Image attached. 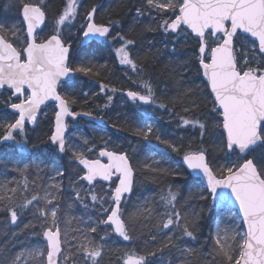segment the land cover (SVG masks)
Returning a JSON list of instances; mask_svg holds the SVG:
<instances>
[{"label": "snow or ice", "instance_id": "1", "mask_svg": "<svg viewBox=\"0 0 264 264\" xmlns=\"http://www.w3.org/2000/svg\"><path fill=\"white\" fill-rule=\"evenodd\" d=\"M146 4V8L137 9V17L147 14L151 23L157 25L155 29L149 27L148 30L159 31L173 42V52L175 43L188 39L194 41L196 70L207 82L205 86L210 89L215 127L222 130L220 150L228 159L225 164L216 167L209 163L206 149L185 150L186 146L182 143L154 136L158 145H164L182 156L183 164L195 178H199L197 186L206 181V191L214 207L234 210L240 221L234 228L222 229L219 224L216 225L211 264H264V0H146ZM77 8V0H66L63 11L55 18L52 33L43 38L37 29L46 22L44 0H9L5 5L6 10L18 13L20 23L10 26L0 24V146L27 153L26 122L35 124L41 105L55 101L58 111L55 113L54 130L48 137L50 145H54L61 154L71 148V158L82 166L77 174L78 181L93 186L86 196L76 192V199L88 208L90 196L92 204L99 206L102 216L98 224L109 226L111 232L123 241L132 242L136 239L135 227L121 213L122 203L131 196L136 179L128 153L112 150L105 144L97 158H89L86 152H93V146L83 150L79 145L66 142L65 133L69 127L66 117L76 120L84 116L104 124L102 117L97 118L91 112L72 110L71 105L76 102L74 93L70 96L58 91L61 88L64 91L75 89L76 74L89 78L96 74L91 65L72 62L71 44L62 34L65 28L72 26ZM95 12L93 7L86 14L87 23L81 25L83 37L106 40L110 37L111 25L95 23ZM111 39L122 41L116 49L121 65L138 75L146 71L130 55V46L135 44L133 39L119 34L111 36ZM141 87L143 92L130 90L126 93L127 97L134 103L167 108L164 103L157 102L150 79L143 80ZM107 88V85H100L102 92ZM108 90L116 91L115 88ZM190 92L191 89H188L185 95ZM111 99L108 96L109 102ZM183 110L188 112L193 109L185 107ZM173 114L177 128H198L203 140L207 122ZM134 134L149 141L153 129L145 124ZM84 144L87 145L88 141L84 140ZM187 147L190 148V145ZM101 158L106 159L102 161ZM63 174V171L57 170V175ZM169 174L180 175L176 172ZM98 181L108 182V191L104 195L95 192L94 186ZM16 192V188L7 185L0 187V202L3 203L0 210L8 214L13 225L25 211L35 210L37 218H44L42 235L46 248L29 253L33 259L46 257V260L39 259L38 264H60L61 260L65 264L69 260L72 264H78L80 260L84 264H101L103 247L97 245L93 238L84 236V242H77L69 248L70 242L67 236L62 239L57 224L55 205L51 209L39 206L41 197L38 195L25 197L17 203L14 199ZM54 199L51 193L43 197L47 205H52ZM160 199L165 211L157 228L167 239H162L159 245L153 244L156 250H148L146 254H138L129 247L119 256L121 264H154L150 258L162 262L166 249L178 247L177 230L182 241L185 238L197 239L199 217L193 219L182 214L177 207L179 194L170 187L167 192L161 193ZM200 199L207 200L208 196L201 194ZM89 231L96 233L97 227L89 225ZM104 232L101 240L108 237L107 229ZM151 240L156 241L157 235L153 234ZM181 252L186 257L184 264H193V259L199 255L191 247L181 249ZM0 264H22L21 255L0 258Z\"/></svg>", "mask_w": 264, "mask_h": 264}, {"label": "trees", "instance_id": "2", "mask_svg": "<svg viewBox=\"0 0 264 264\" xmlns=\"http://www.w3.org/2000/svg\"><path fill=\"white\" fill-rule=\"evenodd\" d=\"M104 1L97 12L96 23L105 26L111 25V36H117L116 28H125L131 23L132 17L137 15L135 13L137 9H144L143 6L146 4V0ZM33 2H36V0H33ZM99 2L101 1L82 0L77 8V20L74 21L72 26L63 30L62 34L64 38L71 44L72 62L76 65L82 63L79 61V58L83 53L74 50L82 34L81 25L86 14L91 8L98 5ZM8 3L9 0H0V24H10L14 20L12 24H15L16 21L19 25L20 17L18 13L5 9V5ZM65 4L66 0H44V10L48 20L42 34L43 38H46L52 33L55 18L63 11ZM103 13L107 14L112 21H105L102 17ZM149 32L144 31L143 33L145 34L139 32L135 38H132L131 33L129 35L122 29L119 32V35L135 41V44L132 45L134 48H137L139 40L145 36L148 39L153 38L152 44L150 42L147 47L149 45L156 47L158 46L157 43L163 42L161 49L156 50L155 48V50H148L144 55V58L149 61V66L146 67L148 74L143 72L141 75H138L137 73H133L129 68L130 76H134L136 81L134 84L128 81L129 76L126 73L124 81L126 79L125 83L128 86H125L123 79L120 85L117 84L116 80H113L118 71L125 69L122 68L123 65L119 63L117 56L112 61L113 63L102 65L104 60H112L116 55L113 45L102 42L92 44L85 49V54H90L94 57L89 65L94 68L96 74L91 78L76 74L75 89L69 88L67 91H64L61 88L59 91L62 95L72 96L74 93L73 98L76 102L71 105L72 110L76 112H91L96 117H102L105 120V124L100 129L106 136L102 137L101 134L90 133L88 130H85L84 139L88 141L87 145L83 144V140L77 139V136L72 134L68 136V144L73 145V142L75 144H82L84 145V150L87 147L93 146V152H86L89 158H95L96 153L104 148L105 144L112 150L118 152L123 151L129 154L134 141V137L130 131L132 114H129V111H134V109L130 108L131 105H134L128 104L123 110L119 109L117 107L119 97L123 91L127 90L134 89L135 91L143 92L144 89L141 87V84L145 79L151 80L156 96L159 95V91L156 92L157 84L153 80V77H157L162 78L167 83L168 90L171 92L170 100L166 99V96L157 99L158 103L167 105V108L158 109L166 112L170 118L168 120L155 119L153 129L158 127L165 129L168 133L173 132L171 137L175 139V142L185 145V150H196L197 148L206 149L208 154L207 158L213 167L226 163L228 157L220 150L219 137L221 129L215 127V121L213 120L214 113L211 110L208 89L201 79V74H198L196 70L197 64L193 56V52L196 51L194 41L188 39L189 48L186 50L180 43H175V51L173 52V42H170L159 31H154V35H151ZM111 36L109 40H111ZM119 42L122 43V41ZM99 55L101 57H98ZM137 63L141 66L140 60ZM110 67L111 70L109 69ZM181 67L184 70L180 72ZM101 84L108 86L103 92L100 89ZM112 88H115L116 91L111 92L108 90ZM188 89H191V92L186 96L185 92ZM85 92L87 93L86 96L83 95ZM108 96L112 97L110 102L108 101ZM106 104L108 107H105ZM185 107L193 110L188 111L184 115L182 112H184L183 109ZM168 109H172L173 112H169ZM47 111L49 112L48 115L40 121L37 128L26 133L29 146L27 153H20L16 149L10 148V150H7L0 157V187L7 185L8 187L16 188L17 192L14 199L17 203H20L25 197L30 198L32 195L41 197L42 194L38 188V183L42 184L49 177L51 178L57 175V170L63 171L64 174L62 176L58 175V179L59 182L64 183V186L56 204L58 205L57 223L62 227L64 225L63 218L67 211V197H74L73 199H76V192H80L86 189V187L81 181H78L77 174L80 172V169L70 163L71 148L63 155H59L56 149L50 147L48 137L51 134L54 111L50 109ZM173 113H179L188 118H199L201 121L207 122L208 128L203 140L201 139L198 128H192L191 126L187 129L177 128L176 116ZM137 137L143 144H148V141L143 140L139 136ZM189 145L190 148L187 147ZM148 146L152 149L151 152L155 157V163L149 168H141L136 163H133L136 177L134 192L124 202L121 208L123 218L125 220H131L135 227L134 235L136 239L128 242V244H124L111 233L110 229L102 224H98V220L102 218L101 213L90 205L89 201L91 199L88 197V208H85L80 200H75L78 223L69 233L71 242L74 240H83L89 225L93 226V223H96L97 232L95 235L99 230L104 232L107 229L108 231V237L105 240L100 239L103 243L104 253L101 264H121L119 256L129 247L136 250L138 254H146L148 250L155 251L156 248L153 247V244L159 245L162 239H167V237H163L159 232L157 225L160 223L161 214L165 211V206L160 199L161 193L167 192L171 187L179 194L180 200L177 207L182 214L193 219L199 217L200 227L196 232L197 239L188 240L185 238L182 241L178 238L179 232L177 230L176 244L178 247L170 250L166 249L162 262L157 258L150 259H153L154 264H169V261H171V264H184L186 257L182 254L181 249L191 247L199 254L193 259V264H211L214 255L213 241L216 221L228 216L232 223L236 222L237 224L238 219L236 218V214L229 210L216 213L211 197L207 191L201 184L197 186V180L192 178L182 168L181 155H177L163 145L148 144ZM43 150L48 151L44 156L42 155ZM130 160L132 162L135 161L133 156L130 157ZM37 165H39V168H37ZM25 168H27V171H24ZM153 169L166 171H154ZM171 172L180 173V175H171L169 174ZM70 182L75 183L70 184ZM8 194L11 195V193ZM201 194L208 196V199L201 200ZM2 207L3 203L0 202V208ZM145 209L150 210V212ZM7 216L8 214L6 212L0 210V258L4 259L14 255L21 241L18 232L13 231L11 227L5 226ZM21 225L22 222H19L18 227H21ZM153 234L157 235L156 241L151 240ZM169 235L172 234L170 233ZM67 264H72V262L69 261ZM78 264H84L83 260L78 261Z\"/></svg>", "mask_w": 264, "mask_h": 264}, {"label": "rangeland", "instance_id": "3", "mask_svg": "<svg viewBox=\"0 0 264 264\" xmlns=\"http://www.w3.org/2000/svg\"><path fill=\"white\" fill-rule=\"evenodd\" d=\"M143 7L146 8L147 4H145ZM12 23H14V20L10 24H12ZM10 24L7 23L6 26H10ZM15 24L18 25V23L16 21H15ZM132 24L135 25L138 29H140L141 33H143L144 31H149L148 30L149 27L154 29L157 26L155 23H151L150 18H149V16L147 14H145L141 18L134 19L132 21ZM152 32L153 31H151V33ZM138 33L139 32L131 35L132 38L137 37ZM143 34H145V33H143ZM152 40H153V38H149L148 39L145 36L141 40H139V43L137 44V46L139 44H150V42L152 44ZM106 43L114 45V46H116V45L121 46V44H122L118 40H113V39L106 41ZM179 43H180V45L183 46V48L185 50L189 48L188 40L187 41H180ZM157 44H158V46H156V47H153V46L149 45L147 47V49L148 50H155V48H156V50H157V49H159V48L161 49L163 47V42H159ZM130 49H131L130 55L136 61H139L140 57L138 55L137 48H134L133 46H130ZM98 57H101V55H99ZM83 58H89V61L86 62ZM83 58H82L83 59V63H85V64H89L91 62V60L94 59V57L91 59L87 55L85 57H83ZM108 63H112V61L110 59H106V60L103 61L102 65L104 66V65H106ZM124 67H125V69H123L124 71H122V72L118 71L116 76H114L113 80L114 81L116 80L117 84H119V85L121 84L122 79H123V82L125 83L126 79L124 81V77H125V74L128 73V76H129L128 77V79H129L128 81H130L131 83L134 84L136 79L134 78V76H130L131 73H129L130 72L129 68H127L126 66H124ZM102 69H103V67H102ZM126 85L127 84L125 83V86ZM159 90L160 89L157 86L156 92H158ZM127 105H128V103L126 102V100L124 98L120 97L119 102H118L119 109L120 108L123 109ZM130 108L139 111V113H140L139 117H141V120L140 119L138 120V117H136L135 120L131 121V129H132V134L133 135H134V132H135V130L137 128L143 127L142 123H144L145 118L147 119L150 114L155 113L157 111L156 109H158L154 105L151 106L150 108H138L135 104H134V106L131 105ZM52 109L53 108H51L50 110H52ZM85 130H88L90 133L101 134L102 137L106 136V134H104V132L101 129H97L94 125L88 124V123H81V122L69 126L68 127V135L72 134V135L77 136V139L83 140L82 142L84 144ZM72 144H73V146L79 145L81 149H83V146H84L82 144H75V142H73ZM137 147L138 146L136 144L134 145V147L132 146V149L130 150V156H133V157L138 156L137 158H139L142 162H146L147 159H152L151 158V157H153L152 155L147 154L146 152L141 153V150L139 151ZM7 150H10V148H6L1 154L6 152ZM47 153H48V151H46V150L42 151V155L43 156L46 155ZM70 163H72L73 165L76 166V162L72 158H70ZM223 164H225V163H223ZM80 174H82V173H80ZM74 183L75 182H70V184H74ZM54 185H58L59 187L58 188L54 187ZM94 189H95V192L98 195H104L108 191L107 187H103L102 188L100 185L95 186ZM60 191H61V188H60V182H59V179H58V175H54L51 178L49 177L47 179V181H45V182H43L41 184V194L42 195H41V200L39 201V206L45 207L47 209H51L53 207V205H55L56 206V210H57L58 209L57 208L58 205H56V204H57V201L59 199L58 193H60ZM88 192H89V189L86 188V189H83L82 191H80V194L82 196H86L88 194ZM48 193H51L55 197V199L53 200V204L52 205L45 204V202L43 200V197L46 194H48ZM88 197H90V196H88ZM73 198L74 197H67L68 204H67L66 213L67 214L70 213L71 217H69V219H66V223L62 227H60L58 225L60 230H61V236L62 237L63 236H67V240L70 243H71V241H70L69 233H70L71 229L73 227H75L77 225V223H78V215H77V210H76V207H75V204H76L75 200L76 199H73ZM105 198L107 199L106 196H105ZM89 203H90L91 206H93L95 209L98 210L99 206L93 205L91 200L89 201ZM109 203H110V201H109ZM35 204H36V202H35ZM107 206L108 205L106 204L105 207H107ZM25 212H27V211H25ZM30 213H32V214L31 215H27L26 217H23L19 221V222H22V225H21L22 227L18 230V234L21 237V241H20V243L18 244V246L16 248V252H14V255H16V254H20L21 255L22 264H38V260L39 259H45L46 260V257L33 259V257L31 255H29V253H31V252L44 251L45 248H46V245L43 243V238H42L43 237V235H42V225L44 223V218L43 217L37 218L38 214L35 212V210L30 211ZM104 215L106 216V214H104ZM48 222L50 223V216H49V221ZM239 223H240L239 220H238L237 224H236V222L232 223L228 216H225V217H223L221 219H218L216 221V225L219 224L222 229L223 228H234ZM25 225H28V227H25ZM216 225H215V228H216ZM5 226L6 227L7 226L10 227V220H9V222L8 221L6 222ZM93 226L97 227V224L93 223ZM214 234H215V231H214ZM94 235H95V233H91L89 231V228H88L85 236H88L89 238H93L95 240ZM79 242H84V237H83V240H81ZM70 243L68 245L69 248H71V245H72ZM95 243L98 244L97 240H95ZM69 261H71V260H69ZM60 264H65V262L63 260H61Z\"/></svg>", "mask_w": 264, "mask_h": 264}, {"label": "bare ground", "instance_id": "4", "mask_svg": "<svg viewBox=\"0 0 264 264\" xmlns=\"http://www.w3.org/2000/svg\"><path fill=\"white\" fill-rule=\"evenodd\" d=\"M101 2H99V4L98 5H100V8H101V6H102V4L105 2L104 0H100ZM82 2V0H77V4L78 5H80V3ZM98 5H96V6H94L95 8L98 6ZM92 9V8H91ZM90 9V10H91ZM99 10H97V12H98ZM96 12V15L98 14ZM135 13H137V12H135ZM102 17H103V19L105 20V21H108V22H111L112 20H111V18L107 15V14H105V13H103L102 14ZM136 18H140V17H137V15L136 16H134V17H132V20H131V23L130 24H128L125 28H123V27H120L125 33H127V34H129L130 35V33H131V35H133V34H135V33H137V32H141L140 31V29H138L135 25H133L132 24V21L134 20V19H136ZM47 20H48V18H47V15H46V24H45V28H46V25H47ZM75 20H77V18L75 19ZM74 20V21H75ZM74 21H73V23H74ZM85 21H86V16H85V19H84V23H85ZM11 25V24H10ZM83 25V24H82ZM53 27V26H52ZM45 28H44V30H45ZM120 28H116V32H117V34H120L119 32L121 31V29ZM155 29V28H154ZM154 33V31L151 33V31H150V34L151 35H154L153 34ZM110 36H111V32H110ZM110 39V37L108 38V39H106V40H103V41H101V42H98V43H102V42H106V41H108ZM92 44H94V43H92ZM91 44V45H92ZM91 45H89V46H91ZM116 45V44H115ZM147 45L148 44H139L138 46H137V51H138V55H139V57H140V62H141V67H143V68H146L147 66H149V64H148V62L149 61H147L145 58H144V55H145V53L148 51V49H147ZM89 46H87V47H89ZM114 46V45H113ZM87 47H82V45H81V43H80V41H78V43H77V45H76V48L74 49L76 52H80V53H83V55L79 58V61L80 62H82L83 63V59L87 62V61H89V58H83V57H85L86 55L87 56H89L91 59L93 58V56L92 55H90V54H85L84 52H85V49L87 48ZM118 47H120V46H118V45H116V46H114V51L116 52V49L118 48ZM70 55H72V49H71V52H70ZM83 58V59H82ZM115 58H116V55L112 58V60L111 61H114L115 60ZM167 60V59H166ZM91 62H92V60H91ZM113 63V62H112ZM109 64V63H108ZM122 68H125L124 66H122ZM110 70H111V67L109 68ZM182 70H184V68H180V72L182 71ZM122 71H124V70H120V72H122ZM144 72H146V74H148L147 73V69H146V71H144ZM201 79H202V77H201ZM153 80L156 82V84H157V86L159 87V95H157L156 97H157V99L158 98H160V97H164V96H166V99H171V92L168 90V85H167V83H165L164 81H163V79L162 78H157V77H153ZM203 81V80H202ZM204 83V82H203ZM205 84V83H204ZM206 85V84H205ZM132 90H134V89H132ZM135 91V90H134ZM168 91H169V95H168ZM125 94H126V92H122V94H121V96L120 97H122V98H124L125 100H126V102L128 103V104H130L131 105V103H134V102H131V101H129L126 97H125ZM120 97H119V99H120ZM118 102H119V100H118ZM138 108H150L151 106H153V105H141L139 102H136V103H134ZM117 107H118V104H117ZM51 108H53L52 110L54 111V115H53V120H52V123H53V121H54V118H55V107H54V105H50V106H48L44 111H42V113H41V115H40V119H39V123H40V121L41 120H43L45 117H46V115H48V111L47 110H49V109H51ZM119 108V107H118ZM121 109V108H120ZM124 109V108H123ZM123 109H121V110H123ZM157 111L155 112V113H152V114H150L149 115V117L146 119L145 118V121H144V123H142V125H143V127L145 126V124H147V125H149V126H151L152 127V129H153V127H154V122H155V119L157 120V119H166V120H168L170 117H169V115L168 114H166V112H164V111H162L161 109H156ZM10 111V110H9ZM47 111V112H46ZM184 115H186V113L187 112H182ZM129 114H132L131 115V120H135L136 119V117H138V120L140 119L141 120V117H139L140 116V113H139V111H137V110H134L133 112L132 111H129ZM79 117H82V116H79ZM144 120V119H143ZM103 121H104V119H103ZM88 123V124H92V125H94L97 129H100V128H102L103 126H104V124H101V125H96V124H93V123H90V122H86V121H84V120H82V119H79V120H77L75 123H71V122H68V124H69V126H71V125H74V124H77V123ZM104 123H105V121H104ZM34 129H36V128H34ZM34 129H32V130H34ZM52 129H53V126H52ZM52 129H51V132H52ZM31 129H29L28 127H26V133L27 132H29V131H32ZM130 131H131V134H132V129H131V126H130ZM153 131H154V135L153 136H151L149 139H150V141H148V144H153V145H158V142L155 140V138H154V136L155 135H159V136H161L163 139H168V140H171V141H174L175 142V139H173L172 137H171V135H173V132H170V133H168L165 129H163V128H158V127H156V128H154L153 129ZM100 132V131H99ZM27 135V134H26ZM85 135V134H84ZM133 135V134H132ZM133 137H134V141H133V143H132V146L134 147V145L136 144L138 147V150L140 151L141 150V153H143V152H146L147 154H150V155H152L153 156V153L151 152V147L150 146H148V144H143V142L142 141H140L139 139H138V137H137V135H133ZM69 140V138H68V133H67V136H66V142L67 143H69L68 142V140ZM136 142V143H135ZM164 146V145H163ZM50 147H51V145H50ZM52 148V147H51ZM52 149H54V148H52ZM5 150V147H2V148H0V154L3 152ZM5 153V152H4ZM3 153V154H4ZM140 153V154H141ZM3 154H1L0 155V157L1 156H3ZM63 155V154H62ZM129 155V157H132V156H130V153L128 154ZM138 156H135V157H133L134 158V162H132L131 160H130V163L133 165V163H136V165L138 166V167H141V168H149V167H151V166H153L154 165V156L153 157H151L152 159H147L146 160V162H142L139 158H137ZM145 165H148L149 167H145ZM186 172V171H185ZM187 173V172H186ZM63 186H64V183H61L60 182V188H61V190H62V188H63ZM32 188L34 189V187H33V185H32ZM38 188H39V190H41V184L40 183H38ZM61 192V191H60ZM133 192H134V190H133ZM133 192H132V194H133ZM132 194H131V196H132ZM60 195V193H58V197H60L59 196ZM130 196V197H131ZM32 213H30V211H27V212H25V213H22L21 214V216H20V218L17 220V222H16V224L15 225H13V224H11V222H10V227L12 228V230L13 231H16V232H18V230L22 227H18V225H19V221H20V219H22L23 217H26L27 215H31ZM69 217H71V214L70 213H66L65 215H64V218H63V223L65 224L66 223V219H69ZM9 220H10V217L9 216H7V221L9 222ZM111 231V230H110ZM116 238H118L113 232H111ZM104 232H102V231H98V233L94 236L95 237V240H97V242H98V244L97 245H100V246H102L103 245V243L101 242V240H100V237L101 236H104ZM43 238V237H42ZM119 239V238H118ZM122 243H124V244H128V241H123L122 239H119ZM70 241H71V239H70ZM76 242H79L78 240H74V241H72L70 244H75ZM43 243L45 244V242H44V239H43ZM46 245V244H45Z\"/></svg>", "mask_w": 264, "mask_h": 264}, {"label": "water", "instance_id": "5", "mask_svg": "<svg viewBox=\"0 0 264 264\" xmlns=\"http://www.w3.org/2000/svg\"><path fill=\"white\" fill-rule=\"evenodd\" d=\"M100 9V5H98L97 7H96V12H97V10H99ZM96 12H95V14H94V17H93V20H94V22H95V17H96ZM87 23V20L85 21V23L84 24H86ZM45 24H46V22H45ZM44 28H45V25H42L41 26V28L40 29H37V31L38 32H42L43 30H44ZM83 41V42H82ZM101 41H103V40H97V39H95V38H84L83 36H82V40H81V45H82V47H87V46H89V45H91L92 43H98V42H101ZM201 77H202V80H203V82L206 84L207 82H206V80H205V78L202 76V74H201ZM208 89V88H207ZM210 92V89H208V93ZM125 97L129 100V101H131L128 97H127V95L125 94ZM131 102H133V101H131ZM50 105H54V107H55V113H56V111H58V108L56 107V102L55 101H48V102H46L44 105H41V108H40V110H39V112H38V116H37V122L35 123V124H32V123H27L26 122V127H28L29 129H34V128H36L37 127V125H38V123H39V119H40V115H41V113H42V111H44L48 106H50ZM141 105H144V104H141ZM66 119V122H71V123H75L77 120H79V119H82V120H84V121H86V122H90V123H93V124H96V125H101V124H99L96 120H91L89 117H84V116H82V117H77L76 118V120H72V118L71 117H66L65 118ZM54 123H55V118H54V121H53V129H52V131L54 130ZM67 133H68V130L66 131V133H65V137L67 136ZM3 146H0V148H2ZM51 147L52 148H54L55 149V146L54 145H51ZM58 152V151H57ZM58 154L59 155H62L61 153H59L58 152ZM97 156H98V154H97ZM102 159V161L104 160V159H106V158H101ZM78 166V168H82V166H80V165H77ZM181 166L184 168V170L191 176V177H193L194 179H196V180H198L199 178H195L194 177V175L191 173V170H189V169H187V166L186 165H184L183 164V162L181 161ZM86 186H88L87 184H86V182H84V181H82ZM101 184V185H104V186H107V184H108V182H104V181H98V182H96V184ZM201 185L203 186V188L206 190V181L205 182H202L201 183ZM88 187H93V186H88ZM208 193V192H207ZM209 194V193H208ZM209 196H210V194H209ZM130 197V196H129ZM129 197H127V198H129ZM211 197V196H210ZM211 200H212V198H211ZM122 205H123V203H122ZM122 207V206H121ZM224 210H228V209H220V208H217V207H215V211H216V213H219V212H221V211H224ZM234 211V210H233ZM235 212V211H234ZM106 226V225H105ZM107 228H109V226H106ZM110 229V228H109ZM111 230V229H110ZM118 237V236H117ZM119 239H121L120 237H118ZM43 239H44V237H43ZM44 242H45V244H46V240L44 239Z\"/></svg>", "mask_w": 264, "mask_h": 264}]
</instances>
